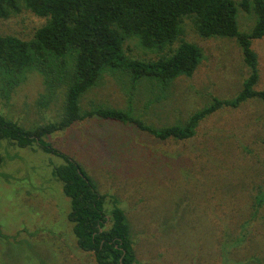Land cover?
Returning <instances> with one entry per match:
<instances>
[{
    "label": "rangeland",
    "instance_id": "1",
    "mask_svg": "<svg viewBox=\"0 0 264 264\" xmlns=\"http://www.w3.org/2000/svg\"><path fill=\"white\" fill-rule=\"evenodd\" d=\"M45 22L23 7L0 17V34L30 39ZM237 23L251 32L257 15L239 6ZM182 27L181 38L202 50L192 75L162 86L147 77L134 81L127 67L107 68L81 96V113L127 109L161 129L236 98L251 74L240 42L202 37L188 16ZM251 48L258 60L253 88L264 90V35L252 38ZM167 53L146 48L137 36L123 41L128 60L154 61ZM64 90L50 94L43 75L29 70L10 94L0 89V112L28 129L57 122ZM193 130L187 138L162 139L134 123L93 115L46 139L81 165L105 195L107 214L114 204L125 210L137 264H264V100L223 103ZM0 153V264H98L78 246L70 198L53 174L63 157L7 139H0Z\"/></svg>",
    "mask_w": 264,
    "mask_h": 264
},
{
    "label": "trees",
    "instance_id": "2",
    "mask_svg": "<svg viewBox=\"0 0 264 264\" xmlns=\"http://www.w3.org/2000/svg\"><path fill=\"white\" fill-rule=\"evenodd\" d=\"M239 6L257 15L251 32L238 28ZM23 7L46 18V22L30 39L0 34V89L10 94L29 70H36L43 75L50 94L64 87L63 112L59 121L29 129L0 112V139L20 147L36 144L47 153L63 157L64 163L55 166L53 174L62 181L63 191L70 198L68 218L78 246L91 252L98 264H137L125 210L114 204L107 214L105 195L81 165L56 149L46 135L98 115L134 123L162 139H183L192 136L199 120L223 103L235 106L251 96L264 100V90L253 88L258 80V60L251 48V39L264 35V0H0V17L18 13ZM186 16L194 19L202 37L223 35L236 37L240 42L251 74L236 98L217 100L195 112L186 123L161 129L149 126L127 109L99 106L81 113V96L107 68L127 67L134 81L147 77L157 79L162 86H168L180 75H192L201 61L202 50L181 38ZM127 36H137L146 48H169V53L154 61L128 60L123 54ZM179 39L181 43L170 49ZM3 161L0 153V165Z\"/></svg>",
    "mask_w": 264,
    "mask_h": 264
}]
</instances>
